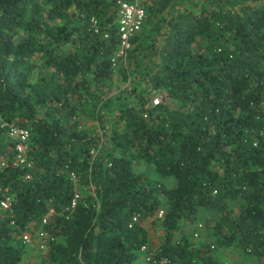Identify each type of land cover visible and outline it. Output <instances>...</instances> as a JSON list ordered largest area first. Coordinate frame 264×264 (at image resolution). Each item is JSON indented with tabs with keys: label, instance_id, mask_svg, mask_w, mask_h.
I'll use <instances>...</instances> for the list:
<instances>
[{
	"label": "trees",
	"instance_id": "trees-1",
	"mask_svg": "<svg viewBox=\"0 0 264 264\" xmlns=\"http://www.w3.org/2000/svg\"><path fill=\"white\" fill-rule=\"evenodd\" d=\"M144 4L114 93L117 0H0V264L22 260L21 230L52 236L48 264H142L147 219L166 264H219L173 239L199 210L216 245L264 260V0ZM8 125L28 130L29 165Z\"/></svg>",
	"mask_w": 264,
	"mask_h": 264
},
{
	"label": "rangeland",
	"instance_id": "rangeland-1",
	"mask_svg": "<svg viewBox=\"0 0 264 264\" xmlns=\"http://www.w3.org/2000/svg\"><path fill=\"white\" fill-rule=\"evenodd\" d=\"M151 2V0H149ZM120 59V58H119ZM121 60V59H120ZM120 63L119 60H117L116 64L114 65V73L112 74V81H113V92L115 93L119 89H121L126 83L127 80H123L118 73L117 67ZM159 97V95L157 94ZM168 101V100H167ZM168 103L171 106H174V102L168 101ZM94 122L93 120L86 119L85 125L92 128ZM3 124V123H2ZM135 168L137 170H145L147 171L148 176H150L152 179H159V182L164 186H171L173 184V180L171 178L161 177L157 175L154 171H150V169H146L143 162H135L134 163ZM156 196L160 199V208H158V211L164 210V194L162 192H157ZM240 201H231L229 204L230 209L232 212H237L240 209ZM198 216L193 221L188 220H180L178 223L177 228L174 229L173 232V239H179L182 236H186L193 244H197L203 239L204 241H207L210 243V252L213 254L215 259L219 262V264H264V260L261 257H258L254 254H246L242 252L240 249H238L235 245H229V246H218L215 244L213 240V236L211 234V225L213 224L215 214H210L206 212L205 210H199L197 211ZM159 217V215H157ZM162 216V215H161ZM146 227L149 232L150 236V249H155L157 245L162 240L163 236V230L159 224L155 222L150 221V219L146 220ZM199 224H201L199 226ZM24 230H21V232L16 233L14 240L21 241V233ZM26 231V230H25ZM197 232V234H195ZM33 234V233H32ZM28 244H25L24 246V254L22 257V260L19 264H48L44 259V254L47 251V248H40V238L36 237L35 234H33L32 239L30 242H27ZM47 245V243H46ZM138 261L142 264H145L144 261V255L141 251L138 252ZM50 264H58V263H50ZM195 264H200L199 262H195Z\"/></svg>",
	"mask_w": 264,
	"mask_h": 264
},
{
	"label": "built area",
	"instance_id": "built-area-1",
	"mask_svg": "<svg viewBox=\"0 0 264 264\" xmlns=\"http://www.w3.org/2000/svg\"><path fill=\"white\" fill-rule=\"evenodd\" d=\"M145 1L146 0H117V33L118 40L117 46L115 48L114 54L111 56V61L113 64L116 63L118 58H125L128 48L130 47V42L133 34L138 31L145 17ZM95 22V19H93ZM94 29L97 30V26L94 24ZM159 97L156 96L152 99L153 103H157ZM8 134L17 138L15 143L16 155L14 162L15 164L26 163L29 165L26 150L28 147L29 132L26 128L19 127L16 125H8ZM29 176V175H27ZM77 194L74 195L71 201V206H73L77 199ZM10 206V197L4 196L0 199V207L3 209H8ZM159 216L162 215V211H158ZM138 220V215H132L129 225H132ZM45 221V218L43 219ZM13 222V220H11ZM201 224H199L200 226ZM197 234V232H195ZM37 236L40 238L39 247L45 248L47 240L52 239V236L46 231H39ZM22 240L24 242H30L32 239V233L29 231H23L21 233ZM139 251L144 255L145 264H166L169 259L166 256H155L154 249H150L147 243L140 245Z\"/></svg>",
	"mask_w": 264,
	"mask_h": 264
}]
</instances>
